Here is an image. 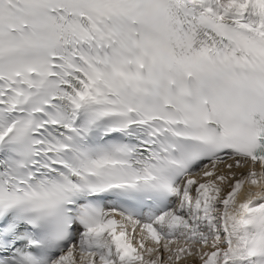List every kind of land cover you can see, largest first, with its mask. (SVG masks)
Returning a JSON list of instances; mask_svg holds the SVG:
<instances>
[{"label":"snow or ice","instance_id":"obj_1","mask_svg":"<svg viewBox=\"0 0 264 264\" xmlns=\"http://www.w3.org/2000/svg\"><path fill=\"white\" fill-rule=\"evenodd\" d=\"M0 264H264V0H0Z\"/></svg>","mask_w":264,"mask_h":264}]
</instances>
